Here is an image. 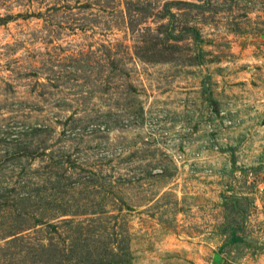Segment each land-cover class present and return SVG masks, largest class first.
<instances>
[{
	"label": "rangeland",
	"instance_id": "obj_1",
	"mask_svg": "<svg viewBox=\"0 0 264 264\" xmlns=\"http://www.w3.org/2000/svg\"><path fill=\"white\" fill-rule=\"evenodd\" d=\"M0 264H264V0H0Z\"/></svg>",
	"mask_w": 264,
	"mask_h": 264
}]
</instances>
